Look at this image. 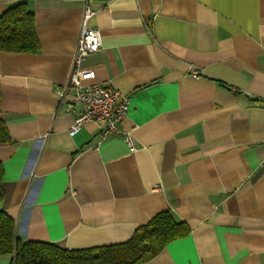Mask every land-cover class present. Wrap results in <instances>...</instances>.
Returning <instances> with one entry per match:
<instances>
[{
	"label": "crops",
	"instance_id": "0c3cea01",
	"mask_svg": "<svg viewBox=\"0 0 264 264\" xmlns=\"http://www.w3.org/2000/svg\"><path fill=\"white\" fill-rule=\"evenodd\" d=\"M20 2L39 48L0 50V211L20 240L121 243L169 211L189 232L140 264H264V0H0V15ZM86 4L102 45L81 66L129 99L107 136L93 120L72 134L83 108L56 95Z\"/></svg>",
	"mask_w": 264,
	"mask_h": 264
},
{
	"label": "trees",
	"instance_id": "16d2710c",
	"mask_svg": "<svg viewBox=\"0 0 264 264\" xmlns=\"http://www.w3.org/2000/svg\"><path fill=\"white\" fill-rule=\"evenodd\" d=\"M38 48L35 15L26 3H17L0 15L1 51L35 52ZM10 141L8 127L0 118V143ZM2 180L3 166L0 162V200L5 195ZM188 232L185 223L177 221L169 211H162L140 225L125 242L66 249L47 241L22 242L17 235L14 218L0 211V254H14L12 264H140L151 260L167 243Z\"/></svg>",
	"mask_w": 264,
	"mask_h": 264
},
{
	"label": "built area",
	"instance_id": "2783aa9c",
	"mask_svg": "<svg viewBox=\"0 0 264 264\" xmlns=\"http://www.w3.org/2000/svg\"><path fill=\"white\" fill-rule=\"evenodd\" d=\"M95 13L96 10L90 5H85L78 45L74 54V67L67 83L56 90V95L61 103L84 104V111L78 114L71 127L72 134H75L84 122L93 120L99 124H106L102 132L107 136L110 132H119L120 122L128 112L129 99H121L118 89L95 82L93 80L96 76L94 67L81 66V61L99 50L102 45L100 30L89 25ZM193 74L201 76L202 71L195 68ZM126 139L132 148H135L131 136L129 135Z\"/></svg>",
	"mask_w": 264,
	"mask_h": 264
},
{
	"label": "water",
	"instance_id": "95a60500",
	"mask_svg": "<svg viewBox=\"0 0 264 264\" xmlns=\"http://www.w3.org/2000/svg\"><path fill=\"white\" fill-rule=\"evenodd\" d=\"M78 106H81L82 108H83V111H84V104H82V103H79V104H76L75 106H73V107H78Z\"/></svg>",
	"mask_w": 264,
	"mask_h": 264
}]
</instances>
